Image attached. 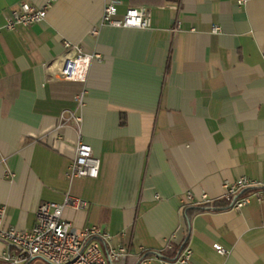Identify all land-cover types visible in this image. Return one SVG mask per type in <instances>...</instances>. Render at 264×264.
I'll list each match as a JSON object with an SVG mask.
<instances>
[{
	"label": "crops",
	"instance_id": "1",
	"mask_svg": "<svg viewBox=\"0 0 264 264\" xmlns=\"http://www.w3.org/2000/svg\"><path fill=\"white\" fill-rule=\"evenodd\" d=\"M49 1L0 0V24L21 2ZM107 1L53 0L43 21L0 33L4 227L31 229L42 202L71 193L90 206L65 219L104 226L136 252L128 264H164L140 262V248L185 239L188 264H264V202L235 209L223 197L227 179L264 178V0H118V16L145 7L151 26L93 34ZM67 40L102 55L86 82L51 79ZM81 139L100 159L97 178L67 176ZM189 192L212 199L190 222Z\"/></svg>",
	"mask_w": 264,
	"mask_h": 264
},
{
	"label": "built area",
	"instance_id": "2",
	"mask_svg": "<svg viewBox=\"0 0 264 264\" xmlns=\"http://www.w3.org/2000/svg\"><path fill=\"white\" fill-rule=\"evenodd\" d=\"M53 0L45 6H37L21 2L13 9L3 29L16 30L19 27L31 26L47 17L48 8ZM240 3L244 0H240ZM103 26L122 28H149L151 17L145 7L130 6L123 16H118V0H108L105 4L100 24L92 29L99 34ZM220 25H214L213 32H221ZM95 60H102L98 52H87L81 45L69 40L65 41L64 53L54 61L49 70L51 79L73 80L86 82L91 65ZM78 106L84 105V93L77 96ZM73 117L82 121V115ZM100 173V159L95 155L91 144L81 139L77 145V154L69 167L67 176L97 178ZM223 197L230 207L242 209L251 202L253 197L264 202V178L242 175L235 180H225ZM249 192H248V191ZM187 199L197 205L210 203L212 199L204 193L196 199L193 193ZM90 202L81 197L67 193L63 202L44 201L37 209V221L31 229L16 226L4 227L6 207L0 208V238L14 248L13 252L5 251L0 255V264H28L36 258L45 264H128V260L136 254L127 244L114 241V236L102 225L91 224L82 228L65 219L67 208L84 210ZM170 243H168L169 245ZM217 251L226 254L228 251L216 245ZM144 247L140 252H144ZM139 255V254H138ZM159 256V255H157ZM193 256V249L187 245L175 261L164 260V264H188ZM160 257V256H159Z\"/></svg>",
	"mask_w": 264,
	"mask_h": 264
},
{
	"label": "trees",
	"instance_id": "3",
	"mask_svg": "<svg viewBox=\"0 0 264 264\" xmlns=\"http://www.w3.org/2000/svg\"><path fill=\"white\" fill-rule=\"evenodd\" d=\"M209 208L208 205H196V206H186L185 210H186V215H187V219L190 222L192 216L198 212L201 211L203 209H207ZM187 242L188 240H184L181 244L177 245V244H173L170 243L169 245H167V247L163 250H149V251H144L139 253V261L141 262L142 260H144L145 258L152 256V255H159L162 259L164 260H168V261H175L178 256L181 254V252L185 249V247L187 246Z\"/></svg>",
	"mask_w": 264,
	"mask_h": 264
}]
</instances>
